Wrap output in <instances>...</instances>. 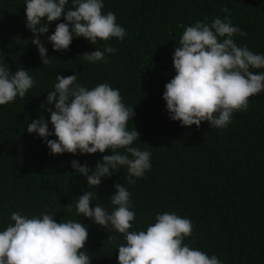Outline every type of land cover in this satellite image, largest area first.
Segmentation results:
<instances>
[{
	"label": "trees",
	"instance_id": "trees-1",
	"mask_svg": "<svg viewBox=\"0 0 264 264\" xmlns=\"http://www.w3.org/2000/svg\"><path fill=\"white\" fill-rule=\"evenodd\" d=\"M103 2V12H113L127 30L124 40L98 39L93 45L74 37L69 50L55 51L48 37L57 23L66 22L62 17L40 36L50 60L43 65L26 27V0H0V64L13 72L23 67L35 81L25 97L0 105V231L14 223L13 211L29 218L50 214L57 223L62 218L82 222L89 232L82 251L90 254L92 264H119L123 235L110 224L101 228L75 208L79 195L91 191V207L99 203L111 213L115 206L109 197L119 183L132 194L136 218L130 230L146 231L157 214L175 213L194 226L184 241L192 248L216 255L222 264H264V92L250 97L248 110L235 112L226 129L211 128L207 121L200 127H182L170 119L163 99L165 85L176 75L175 48L185 28L197 21L230 16L233 25L247 33L234 36L237 45L264 54V0ZM71 7L69 0L66 10ZM225 7L228 13L221 11ZM106 46L116 53H106L96 63L77 59ZM57 75H77V83L89 90L105 82L119 89L123 102L136 113L128 129L136 128L141 139L132 146L151 153L152 168L143 178L129 184L127 168L121 166L110 178H102L98 188L88 187L71 161L94 168L104 155L113 154L110 149L103 154L52 155L42 137L26 131L28 123L43 116L54 132L50 113L41 106L54 91ZM48 107L55 110L54 105Z\"/></svg>",
	"mask_w": 264,
	"mask_h": 264
},
{
	"label": "clouds",
	"instance_id": "clouds-1",
	"mask_svg": "<svg viewBox=\"0 0 264 264\" xmlns=\"http://www.w3.org/2000/svg\"><path fill=\"white\" fill-rule=\"evenodd\" d=\"M26 0V27L33 33L31 43L38 47L43 65L49 64L48 51L41 34L56 24L48 42L55 51L69 50L74 37H84L91 44L97 40L117 38L123 41L127 30L117 23L116 15L103 12V0ZM221 11L228 13L227 7ZM43 21V23H42ZM247 36L234 26L230 16L216 17L210 23L197 21L187 26L173 54L174 78L165 85L163 99L170 119L181 126L200 127L209 122L211 128L226 129L233 114L249 108V98L264 92V54H257L245 44L238 46L234 36ZM116 48L86 52L77 59L96 63ZM54 91L47 93L44 108L50 113L54 132L41 116L27 124L29 134L42 137L50 154H96L111 150L94 168L78 160L71 161L75 173L86 177L88 187H97L102 178H110L127 168V182L143 178L152 168L151 153L133 147L141 139L139 131L128 129L136 113L127 106L119 89L100 83L91 90L77 83V75H57ZM35 81L23 67L13 72L0 64V105L25 97ZM48 105H54L55 110ZM55 135L57 139H48ZM124 151L121 152L120 150ZM109 197L114 210L109 213L99 203L91 207L95 194L84 191L75 202L77 214L90 218L101 228L109 224L122 234L126 243L118 246L119 264H222L216 255L192 248L185 243L193 234L190 219L175 213H160L147 230L132 231L136 218L132 210L131 192L114 185ZM14 223L0 231V264H92L85 249L88 228L82 222L68 219L57 223L53 215L41 213L31 218L13 211ZM109 238V237H108Z\"/></svg>",
	"mask_w": 264,
	"mask_h": 264
}]
</instances>
